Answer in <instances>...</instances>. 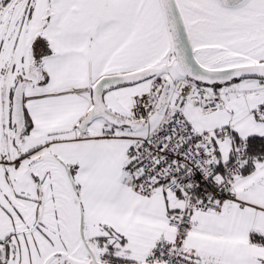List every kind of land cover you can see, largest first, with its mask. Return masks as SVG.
<instances>
[{"label": "snow or ice", "instance_id": "6c2138e0", "mask_svg": "<svg viewBox=\"0 0 264 264\" xmlns=\"http://www.w3.org/2000/svg\"><path fill=\"white\" fill-rule=\"evenodd\" d=\"M0 264H264V0H0Z\"/></svg>", "mask_w": 264, "mask_h": 264}]
</instances>
